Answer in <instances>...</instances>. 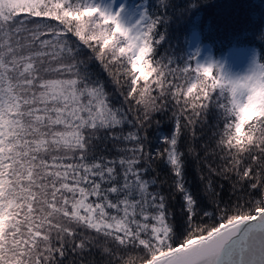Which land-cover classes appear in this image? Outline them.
I'll return each instance as SVG.
<instances>
[{
	"label": "snow or ice",
	"instance_id": "6c2138e0",
	"mask_svg": "<svg viewBox=\"0 0 264 264\" xmlns=\"http://www.w3.org/2000/svg\"><path fill=\"white\" fill-rule=\"evenodd\" d=\"M155 6L0 0V264H264V62L173 66Z\"/></svg>",
	"mask_w": 264,
	"mask_h": 264
},
{
	"label": "trees",
	"instance_id": "16d2710c",
	"mask_svg": "<svg viewBox=\"0 0 264 264\" xmlns=\"http://www.w3.org/2000/svg\"><path fill=\"white\" fill-rule=\"evenodd\" d=\"M94 2L100 5L103 0H94ZM126 2L134 4L144 2L145 11L153 13L157 11L155 5L158 0H126ZM184 2L185 0H175L177 6H180L175 13L169 9V14L175 17L167 25V39L172 45L169 51L173 59V66L184 67L186 61L183 57L187 53L186 44L193 31L200 35L201 43H207L213 49L216 59L233 47L244 46L253 48L257 54L258 62H264V0H203L198 7H193L190 13L180 17L179 13L183 11ZM164 3H168V0H164ZM165 47H168V45H165ZM91 68L97 73L98 78H107L106 73L98 63H93ZM179 83L184 84V80H180ZM181 99L183 98L181 97ZM173 103L175 102L173 101ZM155 119L161 121L159 132L167 134L171 127V121L167 117L159 115ZM216 122V120H213L212 123L215 124ZM220 127H223L222 123ZM197 129L198 135H203L205 140L211 136V130L205 129L201 132L199 125H197ZM157 134V130H153V136ZM185 139L187 140V134H185ZM199 143H203V141L198 140L197 144ZM197 171L194 162L189 161L187 174L190 186L194 189L197 187ZM161 178H163V172H161ZM216 183L224 185L223 200L229 204V207L237 203L236 198L229 195L230 185L228 182L218 178ZM239 203L243 204V200ZM173 210L176 212L177 231L178 233L183 232L184 224L179 211V201L173 205ZM208 211L212 218L197 217V223L209 225L219 222V214L215 213L211 206L208 207ZM135 256V251H132L127 253L124 258L128 259ZM97 259H99L98 256Z\"/></svg>",
	"mask_w": 264,
	"mask_h": 264
},
{
	"label": "rangeland",
	"instance_id": "374dc122",
	"mask_svg": "<svg viewBox=\"0 0 264 264\" xmlns=\"http://www.w3.org/2000/svg\"><path fill=\"white\" fill-rule=\"evenodd\" d=\"M103 2L100 4L102 5ZM143 3L134 4L127 3L126 0H117V6H123L125 9L132 8L138 13H144ZM196 32H193L187 41L186 50L190 55L194 47L199 45V57L197 58L202 63H216L222 67L224 74L229 76L244 75L250 67L253 65L254 61L258 62L257 54L253 48L250 47H233L229 49L223 56L218 59L212 57L211 48L207 44L198 43L199 37ZM195 63V62H193Z\"/></svg>",
	"mask_w": 264,
	"mask_h": 264
}]
</instances>
